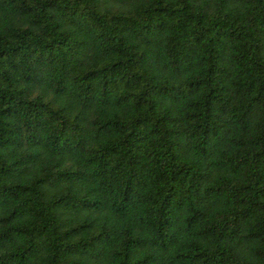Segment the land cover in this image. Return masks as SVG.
I'll return each mask as SVG.
<instances>
[{"label": "trees", "instance_id": "obj_1", "mask_svg": "<svg viewBox=\"0 0 264 264\" xmlns=\"http://www.w3.org/2000/svg\"><path fill=\"white\" fill-rule=\"evenodd\" d=\"M0 264H264V0H0Z\"/></svg>", "mask_w": 264, "mask_h": 264}]
</instances>
